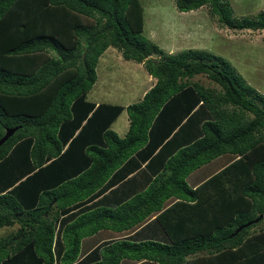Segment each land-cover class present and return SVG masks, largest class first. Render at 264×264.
<instances>
[{"label":"trees","instance_id":"obj_1","mask_svg":"<svg viewBox=\"0 0 264 264\" xmlns=\"http://www.w3.org/2000/svg\"><path fill=\"white\" fill-rule=\"evenodd\" d=\"M204 5L230 29H264V11L175 0L181 12ZM143 28L141 0H0V138L17 128L0 145V228L18 226L0 264H55L54 248L61 264H264V95L222 56L166 53ZM108 47L156 78L126 107L87 99ZM124 109L120 137L110 126ZM218 157L221 168L187 183ZM117 182L113 206H84ZM153 215L146 239L105 240L76 262L84 237Z\"/></svg>","mask_w":264,"mask_h":264},{"label":"rangeland","instance_id":"obj_2","mask_svg":"<svg viewBox=\"0 0 264 264\" xmlns=\"http://www.w3.org/2000/svg\"><path fill=\"white\" fill-rule=\"evenodd\" d=\"M237 18L255 17L264 11V0H227ZM144 8L143 35L166 53H177L193 48L222 56L243 76L246 83L264 95V29L235 30L220 25L209 12V6L186 12L178 11L175 0H141ZM154 59L160 56L152 55ZM97 79L87 98L93 102H109L127 106L139 101L151 84L142 63L125 60L114 47H108L96 67ZM205 86L219 88L204 75L194 76ZM128 127L124 110L111 128L123 136ZM225 164L218 157L192 171L187 182L190 186L216 172ZM264 223V221H263Z\"/></svg>","mask_w":264,"mask_h":264},{"label":"crops","instance_id":"obj_3","mask_svg":"<svg viewBox=\"0 0 264 264\" xmlns=\"http://www.w3.org/2000/svg\"><path fill=\"white\" fill-rule=\"evenodd\" d=\"M100 58V57H99ZM153 58V57H152ZM97 67V66H96ZM148 73V72H147ZM97 74V73H96ZM97 79V78H96ZM148 81L151 83L149 86H148V90L155 84L156 82V78H154L153 76H151L150 74H148ZM96 82V81H95ZM146 90V91H148ZM146 91H144L143 93H145ZM144 95V94H143ZM143 97V96H142ZM88 99V98H87ZM93 102V101H92ZM96 105L100 104V103H106V104H113L115 105L114 103H109V102H94ZM119 105V104H118ZM126 107V106H124ZM126 111V109H124ZM123 110V111H124ZM122 111V112H123ZM121 112V113H122ZM127 112V111H126ZM120 113V114H121ZM119 114V115H120ZM119 115L116 117V119L119 117ZM128 116V114H127ZM116 119L111 123V126L112 124L116 121ZM110 126V128H111ZM128 126H129V118H128ZM112 129V128H111ZM113 130V129H112ZM127 130H128V127H127ZM126 130V132H127ZM116 132V131H115ZM125 132V134H126ZM117 133V132H116ZM118 134V133H117ZM124 134V135H125ZM119 135V134H118ZM123 135V136H124ZM120 136V135H119ZM123 136H120V137H123ZM146 165V162L145 163H142L140 167H137L136 169H134L133 172H131L124 180H128L129 178H133V176L137 175V176H140L141 175V172L143 171L144 167ZM140 174V175H139ZM188 177V176H187ZM186 181H187V178H186ZM121 183L122 182H117L116 184L112 185L108 190H106V192L94 197L92 200L88 201L86 203V205L84 206H88L89 208L90 207H96V206H113L114 203V198L115 196H117V194L119 193V195L121 194V189H122V186H121ZM188 183V182H187ZM197 185V184H196ZM194 185V186H196ZM135 186V185H134ZM192 186V187H194ZM141 188V187H140ZM140 188H136L135 190L133 191H140L141 189ZM113 191V192H112ZM112 192V193H111ZM134 193V192H132ZM109 195L108 198L105 199V196L106 195ZM170 202V201H169ZM77 210V209H75ZM73 210V211H75ZM155 219V216H151V218L149 220H147L146 222H144L143 224H141L140 226H138L137 228H135L134 230H129V231H125V232H121V233H118V232H112V231H104L102 230V232H98L96 234H93L91 236H87V237H84L81 241V249H80V255H79V258L76 260V262L78 263L79 261H81L84 257H86L87 255H89L90 253H92L93 249L100 245L101 243H103V241L105 240H109V239H119V238H125V239H134V240H138V241H141V240H144L146 239L145 237H142L140 238L138 236V233H142V234H145V232L148 230V225L151 224ZM58 226H60V224L58 223L57 224V227H56V230H58ZM17 224H14L13 226L11 227H2L0 228V240L2 239H7L9 238L11 235H13L16 230H17ZM147 230H146V229ZM54 252V257H55V264H61L58 259H57V252L59 251H55V248L53 250ZM140 262H135L133 260H129V259H123V261H121L120 264H138ZM21 264H24V263H21ZM25 264H32V261L31 263L30 262H26ZM90 264V263H89Z\"/></svg>","mask_w":264,"mask_h":264},{"label":"water","instance_id":"obj_4","mask_svg":"<svg viewBox=\"0 0 264 264\" xmlns=\"http://www.w3.org/2000/svg\"><path fill=\"white\" fill-rule=\"evenodd\" d=\"M16 127L6 128L4 135L0 138V145L3 144L15 131ZM238 228L237 230H239Z\"/></svg>","mask_w":264,"mask_h":264}]
</instances>
